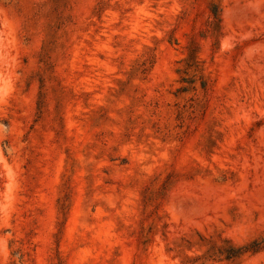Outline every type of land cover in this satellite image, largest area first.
<instances>
[{
    "label": "rangeland",
    "instance_id": "374dc122",
    "mask_svg": "<svg viewBox=\"0 0 264 264\" xmlns=\"http://www.w3.org/2000/svg\"><path fill=\"white\" fill-rule=\"evenodd\" d=\"M0 264H264V0H0Z\"/></svg>",
    "mask_w": 264,
    "mask_h": 264
}]
</instances>
